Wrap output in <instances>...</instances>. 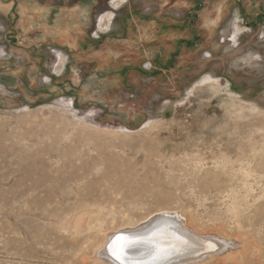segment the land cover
<instances>
[{"label": "rangeland", "instance_id": "rangeland-1", "mask_svg": "<svg viewBox=\"0 0 264 264\" xmlns=\"http://www.w3.org/2000/svg\"><path fill=\"white\" fill-rule=\"evenodd\" d=\"M14 11L21 20L10 26ZM163 33L185 41L166 65L160 45L155 65L180 71L123 78L101 96L49 42L91 40L90 54L99 46L132 59ZM42 53L44 73H30ZM18 205L71 210L69 220L86 211L97 235L83 244L50 235L51 256L31 246L37 261L26 259L32 235L11 232L4 216ZM159 210L233 245L198 264H264V0H0V264H91L106 231H134L123 225ZM246 240L259 249L242 256Z\"/></svg>", "mask_w": 264, "mask_h": 264}, {"label": "bare ground", "instance_id": "bare-ground-1", "mask_svg": "<svg viewBox=\"0 0 264 264\" xmlns=\"http://www.w3.org/2000/svg\"><path fill=\"white\" fill-rule=\"evenodd\" d=\"M27 177H31V176L28 175ZM31 183H33V182H31ZM20 184L21 183H19V185ZM33 184H35V183H33ZM30 187H31V185H30ZM21 189H23V188H21ZM48 192H49L48 190H45L44 194L47 195ZM22 195H24V193H22ZM9 196H11V195H9ZM29 197H30V195H29ZM39 197L40 196L34 197L33 200H35V198H39ZM46 199L48 201H50L51 198L49 197V195H47ZM25 203L27 204V202H25ZM9 204L12 205V203H9ZM18 207H19V205H18ZM20 207H22V205ZM20 207H19V209H16L14 207L9 208L10 211L8 210L9 211L8 212L6 210L7 212H6V214L4 213L5 214L4 216L6 217L8 222L10 220L13 223H15V225H16V226H14V228L11 232L16 231L22 235H26L27 237L32 235L33 239L31 241H29L30 244L28 245V252L30 253V255H28V256L26 255L25 256L26 259H31V260L37 259L35 253H33V249H32L33 247L31 248V246H34L36 248L37 252L48 253L51 256V252L44 249L45 246H44V242H43L44 239L48 240V237L50 235H54L58 238H60L62 235H65L66 236L65 239H72L73 241H77V242L80 241L82 244L85 242L86 238H91V236H93V234L97 235L98 224H96L90 220H88L87 222H83V221H85L84 216L87 214L86 211H80V213L77 216L72 217V219L69 220L70 215L72 214L71 210H67L64 212V214L62 216H58L53 211L41 210L40 208H32V209H28V210H26V208H24L25 210H20ZM80 209H82V208H80ZM170 210H165V211H170ZM161 211L162 210L152 212V213L148 214L146 217L142 218L141 220H138L135 223H126L123 225V226L131 227V228L135 227V229H133L134 231H127L126 229H120V227L118 229H111L110 231H106L100 237L98 243L97 244L94 243L96 245H94V244L91 245L93 247L92 248L90 247L91 248V251H90V254H91L90 255V261L91 262L90 263L92 264V262H93L96 264H132V262L134 261V262H138L139 264H143L144 260L146 258L147 251L154 248L153 246H157V249H159L160 251H162V250H165V251H162L161 255L157 256V258L150 260L147 264H159L162 262V259H164V260L167 259L162 264H198V263L204 262L205 260L209 259L212 256L213 257L215 256L217 258L216 255H219V254L223 253L224 251L227 252L230 250V248L233 247V245L226 244V242L223 241V239L224 238L227 239V237L221 236L219 231H215V230H214V232H212L210 230H208L210 232L199 231L198 228L195 226V224L192 222V220L188 219L182 213L179 214L183 220L182 222L177 221V219L174 218L173 215L171 216L170 213L153 215L154 213L159 214V212H161ZM173 212H176V211H173ZM59 213H60V211H59ZM50 222L54 223L53 226H51ZM8 224H10V223H8ZM9 226H11V225H9ZM9 226H8V228H9ZM128 230H130V229H128ZM135 230H137V231H135ZM156 230H158L157 231L158 235L155 233L156 235H154V237H152V239L143 240V241H140L137 243L124 245L121 247L119 246L120 248L118 247L117 250H115L114 248H113L114 250H112L110 248L111 242H114V241L121 242L118 240V238H120V236L123 238H125V237L129 238V237H132L134 235H140V234L149 235V234L154 233ZM220 237H222L223 239ZM91 241L94 242L93 240H91ZM207 243L212 245V247H213L212 252L213 253L209 252L205 256L196 257V256H198L197 253L199 251H203V252L207 251V249H205L206 247H204V245L206 246ZM90 244H91V242H90ZM236 244H237V246L240 245L238 241H236ZM76 245L78 246V244H76ZM84 246L86 247L85 244H84ZM150 246H151V248H150ZM19 247H20V245H19ZM240 247H241V245H240ZM166 248H169L171 250H166ZM214 249L216 251H214ZM258 249H259L258 246L252 244L251 241L246 240V243L242 247V253L241 254H242V256H244V254H247L250 250L255 251ZM75 251H76V249H75ZM82 251H83V249L81 247L77 250L76 253L82 254L81 253ZM28 252H27V254H29ZM179 253H184V257H185L183 259L184 261L174 262L175 259H172L173 255H176ZM74 254L75 253L73 252V255ZM223 255H225V254H223ZM76 256H78V255H76ZM117 256H119L120 258L117 259ZM168 256H169V259H168ZM43 257H44V255H43ZM83 257H84V255H83ZM38 259H39V257H38ZM210 259H212V258H210ZM35 260L33 262H35Z\"/></svg>", "mask_w": 264, "mask_h": 264}, {"label": "crops", "instance_id": "crops-1", "mask_svg": "<svg viewBox=\"0 0 264 264\" xmlns=\"http://www.w3.org/2000/svg\"><path fill=\"white\" fill-rule=\"evenodd\" d=\"M11 16H14V20L12 22L10 20ZM17 16L18 15L15 11L13 12V15L8 16V21L10 22V26L17 19L19 21L21 20V17L18 18ZM31 16L35 17L34 20L37 22H40L43 25L44 20H45L43 15H39L38 18H36V15L35 16L30 15L29 17L31 18ZM50 16H51L50 18H52V15ZM56 20L55 21L58 22L59 18H57ZM22 22H24L25 24H28V21L26 20L24 21L22 20ZM141 25L142 26L138 28L139 31L145 30L144 28L145 26H147L148 28L149 26H151V24L149 23H146V24L144 23ZM197 28H200V27H197ZM159 30L164 31L166 33L168 31L169 33L167 34V36L170 34V30H167V29L165 30L164 26H161V29ZM161 31H159V33ZM62 32H63L62 34L66 36H70V34L72 33V31H70L69 29H65ZM52 34L56 35L55 31H53ZM138 34H141V32ZM164 36L165 34L163 33L160 39H156V41L158 40L157 41L158 44H155V45H152V44L150 45L151 41H144L143 45L147 44L144 50L141 49V51H143L144 53L140 54V57L139 56L136 57V55H132L133 57L132 59H130L131 56L126 57V58L122 57V55L120 56L118 52L112 55V53L106 52L104 48H100L99 46L97 47V49L93 50L92 52L93 54H90V51H91L90 44H94L93 47L94 46L96 47V44L92 42L91 40H87L86 43L85 42L78 43V46L76 49H74L73 47H71V49L70 47L69 48L61 47L58 44H55L51 41L49 42L52 43L50 46L54 47L56 50H59L60 52L62 51L65 52L70 57V62L72 63L74 67L73 70L75 69V73H83L85 76H88L89 79L85 83L86 92H90V90H92L90 88H92L93 83H95L98 85V86L94 85L96 86L97 89H94L92 91L97 92V94L101 96V94L102 95L106 94V92L110 90L109 87H111L112 85L114 86L119 85V83L121 82L123 78L129 79L133 76H137L139 78L140 76L141 82L144 83V81L146 80H143V79H146V78L147 80L152 79L156 75L165 76V75H162L161 73H178V71H180L179 69L175 68L173 71L170 70L169 72L165 68L155 65L157 63L156 57L160 56L161 55L160 52L162 51L158 49L160 45H162V47L165 49L167 53V58L165 59V65H166V64L173 62L172 57L175 55L173 53L178 51L176 50L177 45L185 41L181 37H179L180 35L178 36L176 34H174L173 35L174 37H172L171 39L167 38V41H164L165 39L163 38ZM102 38H107V37L103 35ZM144 40H151V39L148 36L147 37L145 36ZM163 41L166 42L167 44L164 43ZM171 42H173L172 45L169 44ZM87 49L89 51L86 52ZM39 58L42 61V64L37 65L36 69L38 72L30 71V73H44L45 69L43 66V62H45L46 57L42 53V55H40ZM204 59L205 58L203 57H199V64L203 63L202 61ZM133 61H135L134 65H130L128 63V62H133ZM144 64H146V66L148 67L147 68L143 67ZM120 70L121 71L128 70V71H126V73H119ZM131 70H134L135 73H130ZM72 84H74V81L72 82Z\"/></svg>", "mask_w": 264, "mask_h": 264}, {"label": "water", "instance_id": "water-1", "mask_svg": "<svg viewBox=\"0 0 264 264\" xmlns=\"http://www.w3.org/2000/svg\"><path fill=\"white\" fill-rule=\"evenodd\" d=\"M175 218V217H174ZM158 230H156L154 233H152V234H149V235H145V234H140V235H134V236H132V237H129V238H123V237H121L120 235V238H118V240L119 241H121V242H116V241H114V242H111V244H110V248L112 249V250H117L118 249V247L120 246H124V245H129V244H132V243H137V242H140V241H143V240H148V239H152V237H154V235H156L158 232H157ZM156 233V234H155ZM158 235V234H157ZM136 237H139L138 239H135ZM117 240V241H118ZM149 245V244H148ZM152 246V245H151ZM151 246H150V248H151ZM119 247V248H120ZM154 248H152L151 250H149V251H147V253H146V258H145V260H144V263L143 264H147L150 260H152V259H154V258H157V256H159V255H161L162 254V251H165V250H162V251H160L159 249H157V246H153ZM204 247H206L205 249H207V253H209V252H212L213 250H212V245L211 244H206V246L204 245ZM114 248V249H113ZM166 250H171V249H169V248H166ZM204 250V249H203ZM214 251H215V249H214ZM174 256V255H173ZM171 258V257H170ZM168 259H169V256H168ZM165 260H167V259H165ZM164 259H162V262L161 263H159V264H162L164 261H165ZM132 264H139L138 262H132Z\"/></svg>", "mask_w": 264, "mask_h": 264}, {"label": "snow or ice", "instance_id": "snow-or-ice-1", "mask_svg": "<svg viewBox=\"0 0 264 264\" xmlns=\"http://www.w3.org/2000/svg\"><path fill=\"white\" fill-rule=\"evenodd\" d=\"M120 257L119 256H117V259H119Z\"/></svg>", "mask_w": 264, "mask_h": 264}, {"label": "flooded vegetation", "instance_id": "flooded-vegetation-1", "mask_svg": "<svg viewBox=\"0 0 264 264\" xmlns=\"http://www.w3.org/2000/svg\"><path fill=\"white\" fill-rule=\"evenodd\" d=\"M101 23V22H100Z\"/></svg>", "mask_w": 264, "mask_h": 264}]
</instances>
